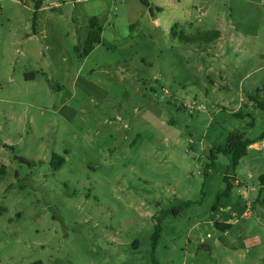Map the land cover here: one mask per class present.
<instances>
[{
    "label": "rangeland",
    "instance_id": "obj_1",
    "mask_svg": "<svg viewBox=\"0 0 264 264\" xmlns=\"http://www.w3.org/2000/svg\"><path fill=\"white\" fill-rule=\"evenodd\" d=\"M35 1L0 0V264H264V36L221 54L142 0H56L46 37Z\"/></svg>",
    "mask_w": 264,
    "mask_h": 264
},
{
    "label": "crops",
    "instance_id": "obj_2",
    "mask_svg": "<svg viewBox=\"0 0 264 264\" xmlns=\"http://www.w3.org/2000/svg\"><path fill=\"white\" fill-rule=\"evenodd\" d=\"M50 1V0H49ZM85 0H80L82 4ZM157 1V0H156ZM161 3H153L148 0L153 11L148 8L152 23L157 30L163 35L174 38L173 29L176 25L181 27H192L198 29L202 33H214L216 38L213 40L210 51L212 48L218 50L221 54L225 52V45H229L231 52L237 55L249 42L261 39L264 36V0H160ZM51 2V1H50ZM87 2V1H86ZM57 1H52V6ZM30 5V4H29ZM34 7V3L31 4ZM79 5V4H78ZM171 9L175 14L171 18H166L164 15L165 8ZM77 7V5H76ZM54 8V7H52ZM63 5L54 9L49 6H43L37 12V25L38 31L43 36H49V28L56 23V19L50 12H58L59 18L63 15ZM86 16L89 19H97L102 29L101 43L95 47L90 53L92 54L97 47L103 44L104 28L102 22L105 21L106 14H92L90 6L84 7ZM54 10V11H53ZM79 16H76L78 18ZM80 18H78L79 20ZM132 24L136 27L137 24ZM200 42H197L198 44ZM259 43V42H258ZM210 49V50H209ZM207 48L203 51H197L199 54L206 52ZM208 53V52H206ZM89 54V55H90ZM210 54V53H208ZM219 54V53H218ZM262 60H264V50L262 52ZM87 55L86 57H88ZM254 146H250L253 148ZM249 151V150H248Z\"/></svg>",
    "mask_w": 264,
    "mask_h": 264
},
{
    "label": "trees",
    "instance_id": "obj_3",
    "mask_svg": "<svg viewBox=\"0 0 264 264\" xmlns=\"http://www.w3.org/2000/svg\"><path fill=\"white\" fill-rule=\"evenodd\" d=\"M45 0H36L34 4V28L36 26V19H37V12L42 8L43 2ZM143 4L147 6L150 11L152 12L153 9L151 8L150 3L148 0H142ZM101 34H102V29L100 24L98 23L97 19H92L91 20V26H90V31L88 33L87 39L85 41V56L89 55L97 45L101 43ZM180 39L183 41H190L186 35L182 34L180 36ZM191 42V41H190ZM195 39H194V41ZM258 108L262 109L264 111V104L261 102L257 103ZM236 117L243 118L244 116L242 114H236ZM260 140H264V133L261 135ZM256 141H252L249 139H246L243 134L235 133L231 135L228 138V143L226 147H219L216 149V152L218 153H223V154H228L232 156V162L234 168L238 167L240 164V161L248 155V150L251 145H253ZM65 159L63 157H60L59 155H54L52 158V165L55 170H59L62 165L64 164ZM261 180V190H264V175L260 178ZM225 181L228 183V190L232 189V184L229 179V177H226ZM221 225L218 224V227ZM226 228L231 227L230 224H226ZM159 229L160 226L157 227V231L154 235V242L156 244V240L159 238Z\"/></svg>",
    "mask_w": 264,
    "mask_h": 264
},
{
    "label": "built area",
    "instance_id": "obj_4",
    "mask_svg": "<svg viewBox=\"0 0 264 264\" xmlns=\"http://www.w3.org/2000/svg\"><path fill=\"white\" fill-rule=\"evenodd\" d=\"M58 6H60V3H54L53 5H52V7H58Z\"/></svg>",
    "mask_w": 264,
    "mask_h": 264
}]
</instances>
